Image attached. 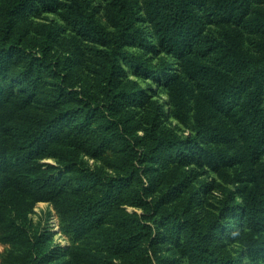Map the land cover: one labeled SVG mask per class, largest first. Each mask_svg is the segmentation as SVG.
Here are the masks:
<instances>
[{
	"label": "trees",
	"instance_id": "obj_1",
	"mask_svg": "<svg viewBox=\"0 0 264 264\" xmlns=\"http://www.w3.org/2000/svg\"><path fill=\"white\" fill-rule=\"evenodd\" d=\"M81 152L116 153L118 172ZM162 162L232 186L208 202L192 173L149 200L137 164ZM0 184V204L53 201L119 264H264V0H0Z\"/></svg>",
	"mask_w": 264,
	"mask_h": 264
},
{
	"label": "rangeland",
	"instance_id": "obj_2",
	"mask_svg": "<svg viewBox=\"0 0 264 264\" xmlns=\"http://www.w3.org/2000/svg\"><path fill=\"white\" fill-rule=\"evenodd\" d=\"M57 17L53 14H45L38 22L54 23ZM154 60L163 59L154 57ZM133 77V76H131ZM151 81H140L146 86ZM159 99L164 101L166 94L159 90ZM192 110L189 111V119L192 121ZM163 124L179 134H185L189 127L172 116L164 117ZM192 124V123H190ZM83 163L92 169H98L106 174H116L120 165L116 153L107 152L102 156H91L86 152L80 153ZM42 162L57 164L53 158H45ZM145 169L143 182L148 187L149 200H155L166 191L168 185H174L184 177L194 174L192 184L208 183L212 187L205 193V201L214 202L222 195L221 186H232L226 178L211 171L196 168L192 165L177 166L173 162L157 164L138 163ZM142 169V167H141ZM193 176V175H192ZM4 188L1 187L0 191ZM10 193L11 196L3 198L0 204V264H30L31 255L36 246L45 255L38 264H119L121 256H110L101 245V236L90 231L81 237L72 232L67 226V221L62 217L58 206L53 201L25 197L23 194ZM207 207V204L206 206ZM119 208L130 213H146L143 207L131 206L120 201ZM202 208H200L201 210ZM203 211V210H201ZM151 221V219L149 218ZM158 224L153 223L157 228ZM26 231L27 237H17L10 234L11 228ZM169 242H160L155 246L156 256L165 257L173 252L169 250ZM152 252V251H151ZM150 254V251L148 250ZM178 264H187L183 261Z\"/></svg>",
	"mask_w": 264,
	"mask_h": 264
}]
</instances>
